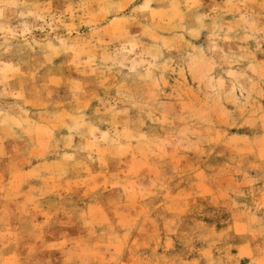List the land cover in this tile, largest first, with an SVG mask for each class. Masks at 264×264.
<instances>
[{
  "label": "rangeland",
  "instance_id": "374dc122",
  "mask_svg": "<svg viewBox=\"0 0 264 264\" xmlns=\"http://www.w3.org/2000/svg\"><path fill=\"white\" fill-rule=\"evenodd\" d=\"M0 264H264V0H0Z\"/></svg>",
  "mask_w": 264,
  "mask_h": 264
}]
</instances>
